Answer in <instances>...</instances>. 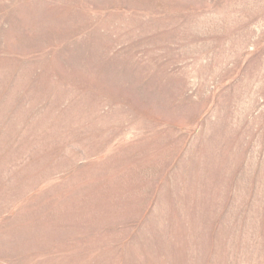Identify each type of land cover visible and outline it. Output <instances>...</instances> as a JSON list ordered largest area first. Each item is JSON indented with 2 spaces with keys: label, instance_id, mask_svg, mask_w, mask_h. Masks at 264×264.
<instances>
[{
  "label": "rangeland",
  "instance_id": "374dc122",
  "mask_svg": "<svg viewBox=\"0 0 264 264\" xmlns=\"http://www.w3.org/2000/svg\"><path fill=\"white\" fill-rule=\"evenodd\" d=\"M0 264H264V0H0Z\"/></svg>",
  "mask_w": 264,
  "mask_h": 264
}]
</instances>
